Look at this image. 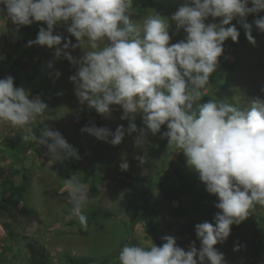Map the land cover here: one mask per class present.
<instances>
[{
  "label": "clouds",
  "instance_id": "obj_1",
  "mask_svg": "<svg viewBox=\"0 0 264 264\" xmlns=\"http://www.w3.org/2000/svg\"><path fill=\"white\" fill-rule=\"evenodd\" d=\"M135 0H0V16L22 27L42 23L35 40L54 49V57L69 61L76 69L69 77L81 105H87L105 118L113 106L122 109L120 119L128 121L113 132L94 123L81 128V133L99 141L119 146L126 134H135L134 145L143 148L148 137L160 135L174 153L182 152L206 187L218 198L219 211L214 223L195 226L196 239L185 250L171 235L162 237L157 246L125 244L118 255L119 264H226L218 243L231 235L233 225H240L255 210L264 207V99L248 98L243 103L237 95L231 102L213 98L201 103L210 78L217 71L224 54V44L238 42L245 31L253 45V24L264 33V0H185L172 14L177 32L186 38L170 43L168 18L149 13L142 21L131 19ZM251 5V6H249ZM6 13V15H5ZM256 15L252 24L247 17ZM211 19L213 22H207ZM219 20V23L214 21ZM67 25L69 36L57 32ZM70 37H74L76 43ZM82 50L79 58L72 55ZM48 67L54 68L49 62ZM59 78L60 73H54ZM49 110L40 96L15 85L11 75L0 79V122L23 130L22 140L46 149L44 154L60 164L80 160L79 149L63 134L45 126L39 135L34 124ZM137 116L142 126L136 123ZM162 126L166 131L162 132ZM140 164L144 157H135ZM122 171L129 170L126 157H121ZM68 199L87 226L82 213L89 199L87 184L73 177L65 179ZM241 246H234L240 251Z\"/></svg>",
  "mask_w": 264,
  "mask_h": 264
},
{
  "label": "rangeland",
  "instance_id": "obj_2",
  "mask_svg": "<svg viewBox=\"0 0 264 264\" xmlns=\"http://www.w3.org/2000/svg\"><path fill=\"white\" fill-rule=\"evenodd\" d=\"M140 2L139 9L134 7L131 19L142 21L149 13H157L169 20L170 43L186 38V33L183 30L177 32L175 22L171 20L172 14L185 0ZM259 15L264 16V13ZM257 18L256 15H250L247 22L252 24ZM207 22L213 21L209 19ZM214 22L219 23V20ZM235 23L237 21L234 20ZM40 27L47 26L33 23L22 27L17 34L15 25L0 16V39L8 56L17 57L15 42L18 37L27 38L33 32L37 37ZM236 27L240 32L239 40L233 42L230 39L233 46L229 49L227 64L219 61L201 103L213 98L231 102L237 95L240 103L248 98L264 99V33L253 24L252 35L256 40L253 45L247 40L244 29L239 24ZM57 32L69 36L65 24L58 25ZM70 38L76 43L74 37ZM35 51L32 61L25 60L29 66L27 77L22 72L12 71L19 87L30 91L33 97L40 96L48 105L49 110L37 118L34 130L37 135L45 126L59 130L70 144L79 149L81 159L74 160L75 163L77 161L75 173L68 177L59 169L60 166L63 169V165L44 154L46 149L43 146L33 143L26 155L14 158L4 149L2 142L8 137L21 134L22 129L0 122V194L2 183L21 182L20 176H9V168L20 171L29 169L33 174L30 209L20 204L8 215L12 237L8 236L0 219V264H67L65 254L74 257H102L120 251L124 241L135 239L137 244L150 247L151 241L156 245L163 243L162 237L165 235L174 236L178 245L185 250L193 241L199 248L195 226L205 221L214 223V216L219 211L214 206L218 198L206 191L198 174L188 167L185 155L182 152L174 153L175 149L169 148L167 140L159 134L150 135V143L143 148L134 145L135 134H126L122 144L115 147L96 139L90 149L82 154L78 129L83 122L86 123L82 114L89 108L79 103L75 85L69 79L76 69L66 59L57 60L54 49L35 45ZM81 54V49L72 53L77 58ZM49 62L54 63V68L48 67ZM56 71L60 73L59 78L54 75ZM121 115L122 109L113 107L111 117H104L102 127L114 132L122 124L127 129L129 122L121 120ZM136 123L138 127L142 126L140 116H137ZM166 130V126H162V132ZM137 155L144 157L143 164L135 159ZM121 157H126L129 170L120 169ZM162 159L165 171L153 189V220L149 221L160 234V240L157 241L146 231L147 222L141 216L136 227L130 228V219L126 214L131 210V204H141L143 188L139 182L128 178V175L147 177L161 168ZM71 177L88 186L89 199L81 210L85 216L87 212L102 210L114 212L116 218L110 222L87 223L86 227L81 223L75 224L74 218L79 213L70 203L68 189L65 187V179ZM163 186L169 193L183 191L184 194L174 201L166 200ZM250 216L252 219L248 217L240 225H233L229 238L218 243L226 264H248L246 251L254 241L261 244L257 264H264V207L256 205ZM236 245L241 246L238 252L234 251ZM115 264H119V261Z\"/></svg>",
  "mask_w": 264,
  "mask_h": 264
},
{
  "label": "trees",
  "instance_id": "obj_3",
  "mask_svg": "<svg viewBox=\"0 0 264 264\" xmlns=\"http://www.w3.org/2000/svg\"><path fill=\"white\" fill-rule=\"evenodd\" d=\"M141 6L140 0H135L133 7H137L138 9ZM237 26L238 23H235ZM35 32L31 33V35L27 38L18 37L15 42V48L18 51L17 57L10 58L6 49L2 45V41L0 39V79L5 78L8 75L12 76V71L15 73L22 72L23 76L27 77V71L29 66L27 65L26 59L32 61L36 54L35 45L32 47H28L27 43L29 40H35ZM233 46L231 40H227L224 44L225 52L220 57L219 61L222 64H227L228 56H229V49ZM10 58V59H9ZM228 66V65H227ZM229 68V67H228ZM25 78V77H24ZM19 82L15 79V85L19 87ZM114 108H120L119 106H113ZM83 117L86 118V123H82L78 129L79 136L81 138V153H86L92 144L96 141L95 137L89 136L88 134L81 133V128L95 124L97 127H102L104 117L98 114L95 110L86 109L83 112ZM22 133L16 135L14 137L6 138L2 143L4 149L11 154L12 157H20L26 155L32 148L33 142H25L22 140L23 136ZM161 168L159 170L154 171L147 177H135L132 175H128V178L132 180H136L139 182L140 186L143 188L142 194V202L141 204H131V210L127 212L126 216H129L130 219V228L134 229L136 225L140 221V217L142 220L147 222L146 231L149 234L153 235L155 240H160V234L154 228L153 224L149 222L153 220L152 212H151V199L152 193L155 185L158 183L160 177L165 171V163L164 159L160 161ZM63 165L62 171L63 175H68V177L75 173V168L77 166V161L75 163L74 160L66 161ZM68 173V174H67ZM9 176L11 177H21V182L16 184L14 181L12 182H4L1 185V194H0V219L3 221V228L8 233V236H13V230L8 223V215L9 213L16 208L18 205H22L24 208L27 207L30 209L31 205V193L33 187V174L29 169L25 171L14 170L13 168H9ZM164 198L166 200L174 201L177 197L184 194L183 191H178L177 193H169L166 191V187L163 186ZM87 223L94 224V223H103V222H110L116 218V214L112 211H102V210H94L92 212L86 213ZM74 223L79 224L80 221L78 217L74 218ZM125 244H137L135 239H131L129 241H124L121 245V248ZM162 243H157V246H160ZM216 248L218 251L222 253L220 246L217 244ZM120 251H114L109 255L102 256V257H74L69 254H65L64 260L67 264H115L118 260V255ZM261 255V244L254 241L249 245L246 251V256L248 258V264H257Z\"/></svg>",
  "mask_w": 264,
  "mask_h": 264
},
{
  "label": "crops",
  "instance_id": "obj_4",
  "mask_svg": "<svg viewBox=\"0 0 264 264\" xmlns=\"http://www.w3.org/2000/svg\"><path fill=\"white\" fill-rule=\"evenodd\" d=\"M249 218H251V216H249ZM252 219V218H251Z\"/></svg>",
  "mask_w": 264,
  "mask_h": 264
}]
</instances>
